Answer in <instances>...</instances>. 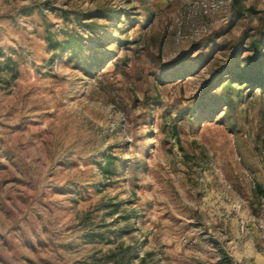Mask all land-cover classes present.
<instances>
[{"label": "rangeland", "instance_id": "374dc122", "mask_svg": "<svg viewBox=\"0 0 264 264\" xmlns=\"http://www.w3.org/2000/svg\"><path fill=\"white\" fill-rule=\"evenodd\" d=\"M258 52L264 0H0V264H264Z\"/></svg>", "mask_w": 264, "mask_h": 264}, {"label": "trees", "instance_id": "16d2710c", "mask_svg": "<svg viewBox=\"0 0 264 264\" xmlns=\"http://www.w3.org/2000/svg\"><path fill=\"white\" fill-rule=\"evenodd\" d=\"M63 51H68L70 56L73 55H80L82 53L81 45H70V41L66 40L63 44ZM264 60V57L258 52L256 56L253 57L251 61V66L249 68H246L242 71L236 72L234 75L237 77L239 81H252V82H258L264 87V76L262 73L257 72V70L260 71L261 62ZM255 71V72H252Z\"/></svg>", "mask_w": 264, "mask_h": 264}]
</instances>
